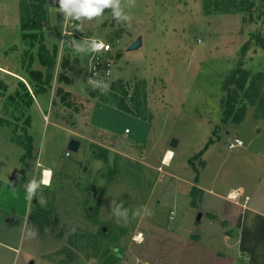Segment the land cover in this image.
Listing matches in <instances>:
<instances>
[{
  "label": "rangeland",
  "instance_id": "374dc122",
  "mask_svg": "<svg viewBox=\"0 0 264 264\" xmlns=\"http://www.w3.org/2000/svg\"><path fill=\"white\" fill-rule=\"evenodd\" d=\"M48 1L56 0L44 2L48 19L43 33L55 55V68L48 91L38 94L30 70L45 67L39 62L38 43L31 47L29 37L24 41L22 29L28 6L37 1L0 0L1 191L14 172L19 176L17 182L10 180L14 188L5 187L0 194V204L14 209L8 213L0 207V234L7 235L10 226V238L17 240L10 241L16 249H10L9 264H187L186 237L189 232L199 235L198 229L187 228L197 226L199 214L209 210L229 226L238 219V206L226 197L228 191L245 187L250 207L264 212L260 0H254L253 18L245 11L214 7L226 0H135L134 6L122 0L130 24L117 23L106 9L87 31H81L79 21H66L59 3L50 14ZM139 35L142 46L128 51ZM92 39L108 42L111 49L75 51L73 42ZM248 40L250 49L242 57L240 49ZM240 60L249 77L236 110L244 108L245 113L239 123L224 122L223 83ZM89 78L111 81L110 91L97 89L99 95L92 96ZM23 86L32 94L29 107L16 95L24 94ZM12 94L20 107L10 100ZM38 101L45 103L44 113ZM123 103L130 111L119 108ZM29 134L34 158L55 168L51 186L41 185L28 208L24 184L42 179L41 172L31 168L35 160L26 180L20 175L22 167L30 169L23 163L32 157V152L25 156L23 147ZM235 137L244 147H229ZM71 138L81 142L78 151L68 148ZM172 138L176 146H171ZM167 149L174 156L165 165ZM41 196L44 205L38 203ZM113 201L128 210L127 224L113 214ZM145 207L150 216L133 218ZM29 228L37 230L35 239L24 238ZM250 230L249 236L264 238V223L254 225V234ZM139 232L143 243L134 240ZM230 232L235 234V228ZM223 244L220 238L217 248L224 252ZM200 252L195 249L197 259L204 256ZM199 260L195 264H245L214 255Z\"/></svg>",
  "mask_w": 264,
  "mask_h": 264
},
{
  "label": "crops",
  "instance_id": "0c3cea01",
  "mask_svg": "<svg viewBox=\"0 0 264 264\" xmlns=\"http://www.w3.org/2000/svg\"><path fill=\"white\" fill-rule=\"evenodd\" d=\"M50 3V14H52V11H56L57 9V4H58V0L55 1V3H52V1H48ZM97 19H94L92 21H87L85 20L83 22L81 31H87L86 29L88 28V26H92V24L94 22H97ZM92 33V32H91ZM86 34H90L86 33ZM80 36H87L84 35L83 33L78 34ZM88 38H93V37H88ZM46 43L47 42V35L45 38ZM76 42H73V45ZM50 45H48L49 47ZM41 65V64H40ZM40 67V66H39ZM41 94V93H40ZM43 99V98H40ZM45 101V100H43ZM45 103L44 102H39L38 101V106L40 108V110L42 111V113L45 112ZM72 134H74L75 132L73 130H69ZM15 142V141H13ZM18 144V143H17ZM20 145V144H18ZM22 146V145H20ZM80 146H81V142H80ZM244 147V145L242 146ZM35 147L33 146L32 148V157L30 159H25L23 160V163L25 165H27L30 168V161L32 160V162L35 160V165L34 162L31 164L33 165L31 168L35 169L36 171L41 172V178L43 177V171L44 168H49L51 169V171H54L55 166L53 165H46L43 166V163L39 160L34 158L35 157ZM22 158V157H21ZM23 165V164H22ZM27 170L26 168L22 167V171H21V178L22 181L26 180L24 177L26 175L29 174L30 170ZM28 173V174H27ZM14 175L10 176V180L11 181H18V172H14ZM52 174H51V182H52ZM10 180L7 179V181L5 180L3 182V186H2V191L0 188V194L4 191L5 187H11L14 188L13 184H10ZM24 184V183H23ZM26 185V184H24ZM236 191L237 193H239L240 196H238L237 199H231L229 196L232 193V191ZM258 190V186H256L254 188V192H257ZM20 190L18 191V195H20ZM25 193V192H24ZM23 193V194H24ZM25 196V195H24ZM245 196H248L249 199L247 201H245ZM226 197L229 200H232L234 202V205H237V209H235L236 212H238L239 217L238 219L231 224V226H229L230 223H225V225L223 223H219L220 220L224 219L221 217H219L217 214L211 212V211H206L202 212L201 214H199V217L197 218V226H193L190 225L187 229H193L192 231H194V229H198V236H193V234H191L192 232H189V237H186L187 240V253H186V261L187 264H195L196 260L198 262L199 259H203L206 258L209 255H214L215 258L219 259L220 257L222 258H228L231 261H241V263H245V264H264V238H262L259 234H257V236H253L247 233V230L251 229L249 233H253V227L255 224H263L264 223V212L262 211H258L257 209H255L253 206L250 207V202H251V196L246 193V189L245 187H240L239 189H231L230 191H228ZM1 201V199H0ZM30 200H28L27 202V207L29 208L30 206ZM0 207L3 208L4 210H6L8 213H10V211H13L14 209L12 207H10L9 205L5 204L4 202L0 204ZM22 215H26L28 212V209L26 211V213H24V210ZM15 212H18L15 210ZM174 213L173 210H171V214ZM172 216V215H171ZM206 219L208 222H206ZM255 219H257V221H255ZM7 223H9L11 221L10 217L7 218ZM22 224L20 223L19 225V229L21 228ZM225 226H228L227 231L224 230ZM213 229H212V228ZM235 228L236 233L233 234L230 232V229ZM8 231H7V235L5 234H0V264H9L10 261V249L11 250H15L16 247L14 245L10 244V241H17L16 238H10V226H7ZM207 228V230H210L211 234H207V230L205 231V229ZM178 235V234H177ZM222 238V242L224 243L223 245H225V251L223 252L222 250H218L217 245H218V241L219 239ZM220 244V242H219ZM199 249V251H201L204 256L201 254V258L197 259V255L195 253V249ZM200 261V260H199Z\"/></svg>",
  "mask_w": 264,
  "mask_h": 264
},
{
  "label": "trees",
  "instance_id": "16d2710c",
  "mask_svg": "<svg viewBox=\"0 0 264 264\" xmlns=\"http://www.w3.org/2000/svg\"><path fill=\"white\" fill-rule=\"evenodd\" d=\"M36 4L33 5L32 8L28 6L27 19L23 21L22 23V29L23 32V40L25 41V38L29 37L31 42L29 43L31 47L35 46L36 42L38 43V58L41 66L45 67V70L41 69H31L30 70V76L31 79L36 81V92L39 93H46L51 86L52 78H53V71L55 68V55L50 52L48 49L44 33H43V22L48 19L47 11L44 7L45 0H36ZM227 2L225 4L220 3L217 1L214 4V7L217 10H222L225 12L230 11H245L248 13L250 18H253L254 16V8L256 7L254 0H226ZM260 8L259 13L257 14V17L264 16V0H260ZM209 6V4H207ZM32 12V13H31ZM31 13V14H30ZM245 19V18H244ZM260 44H264L263 39L260 37L257 39ZM251 42L250 40L246 41L243 46L240 49V52L242 54V57L247 53V51L250 49ZM248 71L242 68V60H240V65L237 66L235 69L231 71V73L227 76L226 80L223 83V89L227 91V97L224 101V118L223 121H232L234 123H239L243 119V114L245 113V109L242 108L240 112L238 113L236 110L237 103L239 102V91H242L245 89L247 81H248ZM24 94H21L20 92H16V95H20V100L23 101V103L29 107L32 100V94L29 89L26 88V86H23ZM92 96L99 95L95 90L90 91ZM16 95L12 94L10 95V100L15 101L16 107H20V102H16ZM102 100L105 102H108V98L102 97ZM120 109H124L126 111H130V108L127 104H122L119 106ZM244 109V110H243ZM26 125H30L31 118L30 114L25 119ZM16 140V139H14ZM210 141V140H209ZM18 144L24 145V142H20L16 140ZM26 150V157L29 156L32 152V137L29 134L28 140L25 146H23ZM35 198V197H34ZM33 215H30V220H33Z\"/></svg>",
  "mask_w": 264,
  "mask_h": 264
},
{
  "label": "clouds",
  "instance_id": "9594fccd",
  "mask_svg": "<svg viewBox=\"0 0 264 264\" xmlns=\"http://www.w3.org/2000/svg\"><path fill=\"white\" fill-rule=\"evenodd\" d=\"M59 7L58 11L62 13L64 19L79 21L81 25L85 20L92 21L96 18L102 17L106 9L111 10L113 18L117 23H127L130 24L132 17L126 14L122 7V0H58ZM129 6L135 5V0H127ZM74 48L77 53H99L102 50H108L103 42L97 41L95 39L85 40L82 44L74 43ZM88 83L91 85L93 90L99 89L102 94H107L110 91L111 81H101L92 78L88 79ZM173 154L168 153L171 157ZM168 163V160H165ZM51 171H48V178H43L40 181L32 178L26 185V198L32 200L37 196V190L44 187L51 186ZM38 203L41 205L46 204L45 198L42 196L38 199ZM113 214L124 221L125 224L128 222V210L123 208V204H115L113 201ZM152 213L148 208L137 209L133 213V218L137 216H150ZM71 232H75V228L71 229ZM37 230L35 228H29L24 234L25 239H35L37 236ZM137 243H143V234H138L134 237Z\"/></svg>",
  "mask_w": 264,
  "mask_h": 264
},
{
  "label": "water",
  "instance_id": "95a60500",
  "mask_svg": "<svg viewBox=\"0 0 264 264\" xmlns=\"http://www.w3.org/2000/svg\"><path fill=\"white\" fill-rule=\"evenodd\" d=\"M143 44V36L139 35L137 38H135V40H133V42L128 46L127 50L128 51H132V50H136L138 48H140ZM170 144L171 146H176L177 144V140L172 138L170 140ZM68 148L70 150L73 151H78L80 148V141L76 138H71L68 144ZM115 252H118L117 249H115Z\"/></svg>",
  "mask_w": 264,
  "mask_h": 264
},
{
  "label": "bare ground",
  "instance_id": "6f19581e",
  "mask_svg": "<svg viewBox=\"0 0 264 264\" xmlns=\"http://www.w3.org/2000/svg\"><path fill=\"white\" fill-rule=\"evenodd\" d=\"M168 153H172L173 155L171 157H169ZM173 156H174V151L172 149H167L164 156H163V163L165 165H168L170 163L171 159L173 158ZM165 160H168V163H165ZM49 170L51 171V169H49V168H44L42 179L48 178V171ZM51 174H52V171H51ZM50 179H51V176H50ZM238 196H239V193H237L236 191L233 190L229 197L231 199H237Z\"/></svg>",
  "mask_w": 264,
  "mask_h": 264
},
{
  "label": "built area",
  "instance_id": "2783aa9c",
  "mask_svg": "<svg viewBox=\"0 0 264 264\" xmlns=\"http://www.w3.org/2000/svg\"><path fill=\"white\" fill-rule=\"evenodd\" d=\"M53 1H55V0H53ZM95 40L100 41V42H103L106 46H108V50H102L101 53L102 52L109 51L111 49V45L108 42L102 41V40H99V39H95ZM243 145H244V141L240 137H235L233 140H231L229 142V147L230 148L242 147ZM68 154H69V152H67V155ZM248 199H249V197L248 196H245V201H247ZM141 233L142 232H139L138 234H141ZM143 240H144V238H143Z\"/></svg>",
  "mask_w": 264,
  "mask_h": 264
}]
</instances>
